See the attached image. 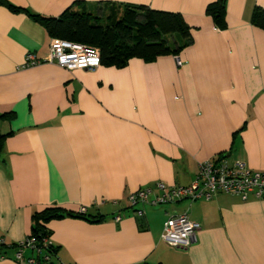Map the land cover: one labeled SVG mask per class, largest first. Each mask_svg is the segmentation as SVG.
<instances>
[{"label":"crops","instance_id":"crops-1","mask_svg":"<svg viewBox=\"0 0 264 264\" xmlns=\"http://www.w3.org/2000/svg\"><path fill=\"white\" fill-rule=\"evenodd\" d=\"M4 1L57 17L78 0ZM81 1L105 4L103 15L123 4L178 13L192 43L177 56L133 58L121 69L25 68L27 54L47 56L51 38L0 5V116L13 114L0 117V135L11 134L0 152L2 241L30 236L34 212L85 207L103 220L47 224L61 264H264V200L219 193L146 206L140 215L127 203L157 183L189 185L198 165L220 154L264 171V33L250 24L264 0H227L222 31L205 13L215 0ZM180 213L199 229L189 247L170 248L160 240L162 226Z\"/></svg>","mask_w":264,"mask_h":264},{"label":"trees","instance_id":"trees-1","mask_svg":"<svg viewBox=\"0 0 264 264\" xmlns=\"http://www.w3.org/2000/svg\"><path fill=\"white\" fill-rule=\"evenodd\" d=\"M226 1L215 0L206 6L205 13L212 19L216 30L222 31L227 28ZM0 5L12 12L27 15L40 25L51 39L58 38L98 48L100 65L104 67L121 69L133 58L151 63L160 56H177L192 43L191 28L180 14L152 10L144 5L114 6L112 11L103 15L99 14V11H102L105 4L90 5L78 0L57 17L32 13L4 0H0ZM250 24L264 33V8L255 6L252 9ZM0 117L8 119L12 118L13 114H2ZM9 135L11 134L0 135V152L4 139ZM65 217L88 222L103 220L102 215L88 216L86 213L67 211L58 206L32 213L30 235L34 238L39 253L25 250L23 254L25 260L34 257L38 264H61L57 258L58 246L47 242L51 237L47 224ZM18 249V244H6L2 241L0 258L12 259Z\"/></svg>","mask_w":264,"mask_h":264},{"label":"built area","instance_id":"built-area-1","mask_svg":"<svg viewBox=\"0 0 264 264\" xmlns=\"http://www.w3.org/2000/svg\"><path fill=\"white\" fill-rule=\"evenodd\" d=\"M176 61L180 63L177 57ZM43 63L55 64L68 71L93 70L100 66V52L98 48L86 44L53 38L50 40L48 54L44 59H37L33 54H27L23 67H35ZM219 193L239 196L242 200H247L249 197L264 200V171L251 170L245 163L230 161L225 155L218 156L201 162L189 185L166 186L157 183L154 189L141 188L131 193L127 203L130 208L138 207L135 212L140 215L146 206L155 208L180 201H187L189 204L198 200L209 201ZM78 213L85 214L86 208L81 207ZM120 219L119 215L113 218L114 222H119ZM198 229V223L191 221L186 213L172 214L162 226L160 240L170 248L184 249L195 242ZM18 247V251L13 256L14 261L38 264L34 257L26 260L23 257L25 250L39 253L31 235L18 243Z\"/></svg>","mask_w":264,"mask_h":264},{"label":"rangeland","instance_id":"rangeland-1","mask_svg":"<svg viewBox=\"0 0 264 264\" xmlns=\"http://www.w3.org/2000/svg\"><path fill=\"white\" fill-rule=\"evenodd\" d=\"M163 209V208H162Z\"/></svg>","mask_w":264,"mask_h":264}]
</instances>
